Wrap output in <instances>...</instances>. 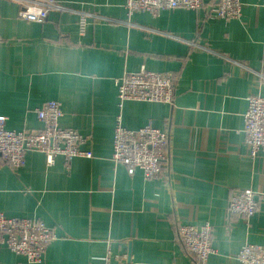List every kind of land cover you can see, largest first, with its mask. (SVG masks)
<instances>
[{"label":"crops","instance_id":"crops-1","mask_svg":"<svg viewBox=\"0 0 264 264\" xmlns=\"http://www.w3.org/2000/svg\"><path fill=\"white\" fill-rule=\"evenodd\" d=\"M43 23L22 20L0 0V115L15 130L42 127L36 109L61 104L60 124L91 140L92 158L62 156L48 166L29 151L13 170L0 156V212L52 228L41 264H192L177 225L213 227L207 264H239L246 244L264 245V200L247 225L229 215L232 195L264 190V154L249 155L248 97L264 98V0H242L243 17L225 21L204 0L198 11L129 16L126 0H58ZM86 19L85 33L80 20ZM146 68L176 75L173 104L126 101L115 80ZM168 132L158 179L112 161L115 121ZM0 264H32L0 245Z\"/></svg>","mask_w":264,"mask_h":264},{"label":"built area","instance_id":"built-area-1","mask_svg":"<svg viewBox=\"0 0 264 264\" xmlns=\"http://www.w3.org/2000/svg\"><path fill=\"white\" fill-rule=\"evenodd\" d=\"M20 5L18 16L22 20L45 23L51 12L65 8L58 0H12ZM205 6L204 0H126L125 9L131 16L145 12L157 17L163 11L186 9L198 11ZM215 16L225 21L240 20L243 17L242 0H219L213 9ZM86 19L80 20L83 35ZM176 75L172 72H154L146 68L138 72L125 73L115 80L119 107L126 101L173 104ZM42 127L38 130H15L8 127V118L0 115V156L2 164L13 170L22 168L29 151L43 153L48 166H53L62 156L69 164L76 157L92 158V150L83 147L91 140L77 130L62 127L63 116L58 101H48L36 109ZM245 145L249 155L256 158L264 154V98L258 95L248 97V109L244 114ZM168 132L147 124L139 129L123 125L122 115L115 121L112 161L127 167L133 174L143 173L146 180L158 179L168 161ZM264 200L261 192L244 189L229 199V215L239 216L243 222L250 221L259 211ZM178 238L191 255L192 264H207L216 252L213 246V227L207 223L201 227L178 224ZM54 230L36 219L11 218L0 212V245L23 256L29 263L41 264L48 246L57 240ZM239 264H264V245L246 244L236 254ZM103 264H111L108 253Z\"/></svg>","mask_w":264,"mask_h":264}]
</instances>
